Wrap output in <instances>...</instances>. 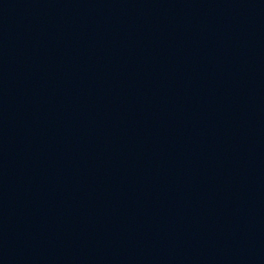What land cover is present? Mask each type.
<instances>
[{
	"label": "water",
	"instance_id": "95a60500",
	"mask_svg": "<svg viewBox=\"0 0 264 264\" xmlns=\"http://www.w3.org/2000/svg\"><path fill=\"white\" fill-rule=\"evenodd\" d=\"M0 264H54L1 166Z\"/></svg>",
	"mask_w": 264,
	"mask_h": 264
}]
</instances>
